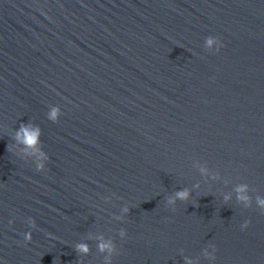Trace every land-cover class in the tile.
<instances>
[{"label": "water", "instance_id": "water-1", "mask_svg": "<svg viewBox=\"0 0 264 264\" xmlns=\"http://www.w3.org/2000/svg\"><path fill=\"white\" fill-rule=\"evenodd\" d=\"M260 200L264 0H0V264H264Z\"/></svg>", "mask_w": 264, "mask_h": 264}, {"label": "clouds", "instance_id": "clouds-1", "mask_svg": "<svg viewBox=\"0 0 264 264\" xmlns=\"http://www.w3.org/2000/svg\"><path fill=\"white\" fill-rule=\"evenodd\" d=\"M209 43L211 44L212 41L209 40ZM223 46L224 45H223V42H222L221 47H223ZM56 116H57V110L54 109L52 111V113H51V118L55 119ZM38 138H39V129L33 130L29 126H25V125L21 126L20 131L16 135V139L19 142H21L24 145H26L27 147H29V148H33V147L36 146V144L38 143ZM178 195L181 198H186L187 192H180V193H178ZM241 199H246V197H241ZM259 203L261 205H264V200H260ZM250 223H251V221H246L245 222V227H247ZM49 235H51V234L49 233ZM31 240H32V236L29 233L25 237V243L30 242ZM100 247L103 250L105 247H107V245L102 244ZM77 250L80 251V252H87L88 251V247H87V245L80 244V245L77 246Z\"/></svg>", "mask_w": 264, "mask_h": 264}]
</instances>
